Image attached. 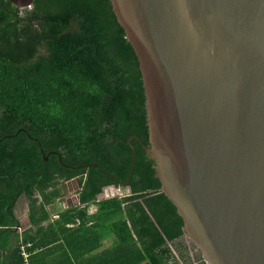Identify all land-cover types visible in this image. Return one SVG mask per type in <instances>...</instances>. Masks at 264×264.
<instances>
[{
  "label": "trees",
  "instance_id": "obj_1",
  "mask_svg": "<svg viewBox=\"0 0 264 264\" xmlns=\"http://www.w3.org/2000/svg\"><path fill=\"white\" fill-rule=\"evenodd\" d=\"M144 91L109 0H35L32 9L0 0V264H25L22 247L30 264L52 262V244L22 228L18 202L28 200L36 227L73 180L82 205L108 186L130 190L100 201L94 229L113 231L123 252L99 264H206L186 245L184 221L145 154ZM66 258L60 264H73Z\"/></svg>",
  "mask_w": 264,
  "mask_h": 264
},
{
  "label": "water",
  "instance_id": "obj_2",
  "mask_svg": "<svg viewBox=\"0 0 264 264\" xmlns=\"http://www.w3.org/2000/svg\"><path fill=\"white\" fill-rule=\"evenodd\" d=\"M109 2L139 62L144 151L185 236L206 264H264V0Z\"/></svg>",
  "mask_w": 264,
  "mask_h": 264
},
{
  "label": "crops",
  "instance_id": "obj_3",
  "mask_svg": "<svg viewBox=\"0 0 264 264\" xmlns=\"http://www.w3.org/2000/svg\"><path fill=\"white\" fill-rule=\"evenodd\" d=\"M63 191V198L44 205V210L49 216L42 221L39 220L36 227L29 223L28 200L22 197L18 202L16 214L22 228L33 229L35 234H41L43 242L52 244L51 248H54L55 255L51 259L52 262L42 258L39 259V264H60L67 259L66 256L73 264H99L109 253L119 251V256L122 255V244L119 243L114 232L109 229L98 231L94 229V223L101 200L128 195L130 190L113 186L105 187L96 202L86 205L79 203L80 186L75 180L67 183ZM35 197H39L41 201L39 194ZM79 211H83L86 218L82 224L77 214ZM65 215H75L74 220L65 223L63 219ZM29 258L25 264H30ZM136 264L140 263L136 262Z\"/></svg>",
  "mask_w": 264,
  "mask_h": 264
},
{
  "label": "built area",
  "instance_id": "obj_4",
  "mask_svg": "<svg viewBox=\"0 0 264 264\" xmlns=\"http://www.w3.org/2000/svg\"><path fill=\"white\" fill-rule=\"evenodd\" d=\"M30 246L28 245L27 248H29ZM20 251V255L23 257L24 259V262L26 263L28 257H29V254L27 253L26 251V247H22L21 249H19Z\"/></svg>",
  "mask_w": 264,
  "mask_h": 264
},
{
  "label": "rangeland",
  "instance_id": "obj_5",
  "mask_svg": "<svg viewBox=\"0 0 264 264\" xmlns=\"http://www.w3.org/2000/svg\"><path fill=\"white\" fill-rule=\"evenodd\" d=\"M185 241H186V245H187L188 247H190L191 249H192V247H194L193 244L190 242V240L188 239L187 236H185ZM194 248H195V247H194Z\"/></svg>",
  "mask_w": 264,
  "mask_h": 264
}]
</instances>
